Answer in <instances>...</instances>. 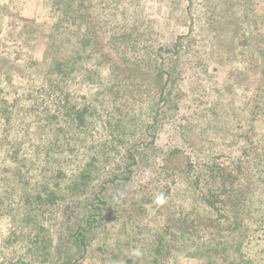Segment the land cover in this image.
I'll return each mask as SVG.
<instances>
[{
  "label": "trees",
  "instance_id": "1",
  "mask_svg": "<svg viewBox=\"0 0 264 264\" xmlns=\"http://www.w3.org/2000/svg\"><path fill=\"white\" fill-rule=\"evenodd\" d=\"M184 1L189 4L182 19L177 15V6L170 13L173 20L187 18L190 25L186 26L192 31L193 0H180V3ZM213 1L216 7L221 6L217 2L220 0ZM59 2L62 8L57 7V11H62L70 26L58 27L59 34L66 35L59 42L46 39L44 54L50 56L51 65H55L45 73L47 76L43 85L38 90L32 89L29 80L24 85L20 83L23 87L9 94L6 103L0 98V178L6 176L0 179V215L12 220L11 232L4 239L2 248L6 264H78L94 242L106 239L104 234L108 226L122 215L128 197L138 191L145 173H152L156 169L153 164L157 157L167 153V145L162 144L166 133L172 131L179 142L178 138L195 135L201 128L194 111L188 109L186 114L182 113V108L186 106H181L183 102L191 99L200 107L204 104L201 99L208 98L207 90H202L206 85V63L199 56L200 51L193 39L186 41L187 36L177 34L178 27L184 23L171 29V37L165 33L159 48H156L155 43H150L151 38L145 41L147 34L142 28L143 20L135 13L136 0ZM106 4H109L108 8ZM230 12L232 14L222 17L217 14L218 29L213 31H220V35H225L233 46H240L243 50L255 37L254 27L247 29L250 24L243 21L255 19L251 15H242L240 9H231ZM168 21L171 22L172 18L169 17ZM73 27L75 29L71 30ZM67 33L74 36L71 38H75L76 48ZM70 51L66 61L54 57L60 53L67 55ZM111 51H118L127 60L152 58V67L158 74L156 77L161 79L159 95L151 102L149 120L143 124L145 130L140 135L137 133L139 129L124 126V119L129 113L125 110V103L118 102L122 95L115 85L118 80L110 84L111 76L109 79L105 77L106 71L110 73L114 70L111 75L118 78L122 70L112 61ZM242 52L238 54L240 57L244 56L245 52ZM20 66L26 69L35 65L22 61ZM247 69L241 67L238 70L241 73ZM240 90L243 91V88ZM240 90L237 92L241 95ZM254 93L251 116L253 119L260 116L264 120V84ZM191 104L188 103L189 107ZM26 118L31 121L26 123ZM244 128L245 125L236 134L238 141H233V147L240 146L237 159L247 156V145L252 136L249 133L253 127L249 130ZM178 152L184 155L185 151L182 148L178 150L175 145L167 157ZM203 157H206L205 152L199 153L193 161L189 156L186 165L194 171V175L186 168L183 171L174 170V177L171 171L164 174L163 179L160 178V183L165 184L164 188L169 192L172 186L179 185V177L188 174L182 177L188 186L182 187V190L174 189L171 194L172 197L186 191L184 197L190 204L188 212L185 213L172 200L168 201L170 206L162 207L155 202L161 193H156L154 203L148 208L149 213L159 220L157 218L169 211V217L157 231L138 229L134 233V241L125 245L127 250H132L131 254L139 249L141 255H134L128 261L126 257V264H161L165 260L164 264H173L178 255L185 256V249H176L175 246L180 241L179 248L185 246L189 233L187 227L192 224L189 215L203 206L209 211L214 204L213 199L216 201L215 193L205 195L198 192L200 183L206 184L211 173L209 170L203 175L195 173L200 167L206 168L207 163L201 160ZM215 165L212 164L213 167ZM190 175L193 176L192 181ZM208 185H213V182ZM220 189L223 191V188ZM220 189L217 188L222 193ZM231 202L234 204V199ZM241 208L242 214L247 217L245 206L238 209ZM217 210L215 207L211 218L229 221V230H235L233 225L239 226V216L230 221V213L216 215ZM175 223L179 224L178 228L173 226ZM32 226L36 233L17 250L18 254L6 253L12 243L24 242L26 232H30ZM149 233L155 238L150 240ZM46 235L50 244L46 260L28 259L27 250L31 252L35 247L45 245L42 238ZM243 244L238 246V251L243 250ZM221 253L227 254L224 249ZM26 254L27 258L23 256ZM116 256L121 263L120 255Z\"/></svg>",
  "mask_w": 264,
  "mask_h": 264
},
{
  "label": "rangeland",
  "instance_id": "2",
  "mask_svg": "<svg viewBox=\"0 0 264 264\" xmlns=\"http://www.w3.org/2000/svg\"><path fill=\"white\" fill-rule=\"evenodd\" d=\"M102 1L98 0L99 3ZM217 2L221 6L213 5V0H193L194 24L192 25L194 26L190 31L186 26L190 25L187 18L180 21L173 20V15L170 13L177 6V15L182 19L189 4L187 1L180 3V0H136L135 13L143 20L142 28L147 34L144 37L145 41L151 38L150 43H155L156 48H159V42L165 33L171 37V29L173 30L181 23L185 24L178 27L177 34L187 36L186 41L189 40L188 38L193 39L194 45L200 51L199 56L206 63L207 73L204 81L206 85L202 90H207L208 98L201 99V103L204 101V104L200 107L193 104L191 99L183 102L181 106H186L182 108V113L186 114L188 109L194 111L199 117L201 128L195 135L191 134L184 139L178 138L179 142L174 138L172 131L166 133L162 144L167 145L165 146L167 153L157 157L153 164L156 169L152 173L150 171L145 173L141 185L137 188L138 191L134 193V196L131 194L128 197L122 215L108 226L104 234L106 239L94 242L78 264H126V257L127 261L133 258L134 255L130 252L132 250H127L128 246L125 243L134 241L132 238H136L133 235L138 229L157 231L159 226L166 223V217H169L167 216L169 211L157 218L159 220L149 213L148 208L154 203L156 193H162L164 196L166 202L160 204L162 207L170 206L168 201L172 200L187 213V207L190 204L184 197L186 191L172 197L171 194L174 189L182 190V187L188 186L182 178L188 174L177 176L179 185L172 186L169 192L164 188L165 184L160 183V178L163 179L164 174L167 175L171 171L173 172L170 174L174 177L176 175L174 170L183 171L187 168L189 156L192 157L190 161H193L199 153L204 152L206 157L201 160L204 164L207 163V166L200 167L195 173L203 175L206 170L211 173L206 184L200 183L197 190L205 195L215 193L216 201L213 199L214 204L209 211L203 206L189 215L188 219L192 224L189 223L190 226L187 227L189 233L185 246L179 248L181 241L175 246L176 249H185L183 253L185 256L178 255L173 264H264V120L259 118L260 116L253 119L252 109H250L255 98V89L264 84V0H220ZM106 5L108 8L109 4ZM59 6V0H0V98L3 103L7 102L9 94L22 88L29 80L32 89L38 90L47 76L45 73L52 70L51 67L55 65H51L50 56L44 54L46 39H55L59 42L66 35L63 33L60 35L58 27L70 26L62 15V11H57ZM231 9H240L242 15H251L255 19V21L251 19L243 21L250 24L247 29L253 27L255 29V37L249 40L250 45L243 50L240 46H233L225 35H220V31H213L218 29L217 14L219 17L232 14ZM169 17L172 18L171 22L168 21ZM73 29L75 28L71 30ZM67 36L74 37L69 33ZM153 38L157 39L152 40ZM71 39L74 41L72 45L76 48L75 38ZM242 51L245 53L240 57L238 54ZM70 53L71 51L67 55L60 53L54 57H61L66 61ZM111 55H113L114 64L119 65L123 71L121 70L118 78L111 75L114 70L109 71L110 73L106 71L105 77L109 79L111 76L110 84L118 80L115 85L122 93L118 102L125 103V108L127 107L125 110L129 113L127 119H124V126L139 129L137 133L140 135L145 130L143 124L149 120L148 111L151 102L159 95L161 79L159 77L157 79L158 74L152 67L153 60L150 57L141 60L138 58L136 61L135 59L127 60L118 51H111ZM22 61L35 66L21 68ZM241 61L246 64L242 65ZM241 67L248 69L240 73L238 69ZM242 88L243 91L240 90ZM44 90L47 92L46 87ZM237 90H240L242 94L240 95ZM219 92L221 96L218 95ZM134 99L137 100L134 101ZM188 103H192L190 107ZM257 103L262 104V102ZM30 121L31 119H25L26 123ZM244 125L245 130L253 127L249 133L252 136L247 145L248 150L245 154L247 156L237 159L240 146L233 147V141H238L236 134ZM175 145L178 150L182 148L185 151L183 153L185 156L178 152L167 157L171 147L174 149ZM217 151L220 152L217 153ZM209 154L211 155L208 156ZM81 156L80 154L79 157ZM214 163L216 165L213 167ZM212 171H215L214 176ZM187 172H193L194 175L193 170L187 168ZM190 179L192 181L193 176L190 175ZM210 182H213V185L209 186ZM217 188H223V191L220 189L222 193ZM232 199L235 205L232 204ZM241 206H245L247 217L242 214V208L238 209ZM215 207L218 209L216 215L230 213L232 215V217L228 215L230 221H235V218L239 216V226L233 225L235 230L232 229V231L228 229L231 227L229 221L224 222V218L218 220L215 217L211 218L213 216L211 212ZM173 226L178 228L179 224L175 223ZM11 228V218L0 215V264L7 263L2 248L4 239L11 232ZM26 233L27 237L23 243L22 241L19 244L12 243L5 252L9 255L18 254L17 250L25 246V243L29 242L28 239L33 238L36 232L32 226L31 231ZM148 236L150 240L155 238L152 233ZM42 239L45 245L37 246L31 252L26 249L29 254L28 259L46 260L47 249L50 247L49 237L46 235ZM242 243L245 247L238 251L237 248ZM124 246H126L125 249H123ZM222 249L227 254L221 253ZM116 255H120L121 263ZM23 256L27 258V254Z\"/></svg>",
  "mask_w": 264,
  "mask_h": 264
},
{
  "label": "clouds",
  "instance_id": "3",
  "mask_svg": "<svg viewBox=\"0 0 264 264\" xmlns=\"http://www.w3.org/2000/svg\"><path fill=\"white\" fill-rule=\"evenodd\" d=\"M155 202L157 204H164L166 202L162 193L156 197ZM133 255H136V256L141 255L139 249L134 250Z\"/></svg>",
  "mask_w": 264,
  "mask_h": 264
}]
</instances>
